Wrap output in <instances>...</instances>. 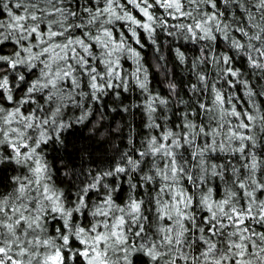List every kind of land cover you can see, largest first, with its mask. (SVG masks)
<instances>
[{
    "label": "snow or ice",
    "instance_id": "6c2138e0",
    "mask_svg": "<svg viewBox=\"0 0 264 264\" xmlns=\"http://www.w3.org/2000/svg\"><path fill=\"white\" fill-rule=\"evenodd\" d=\"M0 264H264V0H0Z\"/></svg>",
    "mask_w": 264,
    "mask_h": 264
},
{
    "label": "trees",
    "instance_id": "16d2710c",
    "mask_svg": "<svg viewBox=\"0 0 264 264\" xmlns=\"http://www.w3.org/2000/svg\"><path fill=\"white\" fill-rule=\"evenodd\" d=\"M160 87H162V85H161ZM104 139H105L104 136H97V137H96V140H97L98 143H102V142L104 141ZM114 143H120L121 146H123V144H122L121 142H119V141H116V142H114ZM105 148L108 149V150L110 151V147H109V145H105Z\"/></svg>",
    "mask_w": 264,
    "mask_h": 264
}]
</instances>
